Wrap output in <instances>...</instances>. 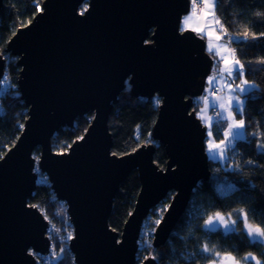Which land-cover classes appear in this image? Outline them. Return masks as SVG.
<instances>
[{
	"label": "water",
	"instance_id": "95a60500",
	"mask_svg": "<svg viewBox=\"0 0 264 264\" xmlns=\"http://www.w3.org/2000/svg\"><path fill=\"white\" fill-rule=\"evenodd\" d=\"M85 1L86 10H81ZM191 4L43 0L33 19L9 39L0 55V85L7 55L16 56L28 117L0 157V264H38V255L50 251L49 221L28 202L38 171L67 205L75 264H136L145 218L173 191L152 244L159 247L168 240L194 188L210 176L207 127L193 102L204 94L216 60L201 35L181 28ZM127 83L134 96L160 98L152 137L165 147L164 167L155 162L153 143L123 155L112 152L109 117ZM89 113L93 118L84 134L68 150L54 151L55 132ZM37 146L38 160L33 154ZM136 169L141 188L119 233L109 224L114 198ZM152 257L140 264H160Z\"/></svg>",
	"mask_w": 264,
	"mask_h": 264
},
{
	"label": "trees",
	"instance_id": "16d2710c",
	"mask_svg": "<svg viewBox=\"0 0 264 264\" xmlns=\"http://www.w3.org/2000/svg\"><path fill=\"white\" fill-rule=\"evenodd\" d=\"M42 2L3 0L0 9V53L5 54L9 39L18 28L33 19ZM86 6L87 1L82 4L81 10ZM215 16L220 21L219 25H223V30L220 27L222 39L230 43L235 57L244 64L245 78L257 86L249 95L244 94L243 115L237 114L246 122L247 127L243 130L245 136L234 141L223 161L210 159V176L196 185L183 215L168 240L159 247L152 244L153 233L174 192H169L151 209L143 223L136 264L150 254L160 264H204L212 259L208 253L202 252L204 245L209 248L215 246L220 254L230 253L237 260H242L246 253H252L264 261V255H261L264 244L254 243L248 238L240 213L229 217L233 210L244 209L249 223L259 225L264 220V147H258L264 145V64L258 62L264 58V36L259 35L264 32V0H216ZM245 30L249 36L255 33L258 38L244 40ZM152 32L153 29L149 40ZM229 37H240V40L230 41ZM17 60L16 56L7 55L4 77L8 82L0 92V157L15 143L28 117V107L18 89L21 68ZM204 97L205 92L194 99L193 109L196 112L201 108ZM159 104L160 98L156 95L150 98L134 96L127 83L109 117L113 153L123 155L143 143H153L156 147L155 162L160 167L166 166L168 156L165 147L152 137ZM92 118L91 113L78 116L73 126L57 130L51 139L53 150H68L84 134ZM225 125L227 121L220 118L213 123V134L218 142L224 139ZM218 127L219 135L216 134ZM33 154L38 160L41 147L37 146ZM38 174L39 182L28 202L37 206L48 221L64 228V220L68 216L67 205L56 197L46 174L40 171ZM140 188L141 180L136 169L120 185L114 198L109 224L119 233L134 208ZM217 212L236 220L235 230L208 229L205 221ZM61 249L62 256L57 264H75L66 242ZM38 264L44 263L40 261Z\"/></svg>",
	"mask_w": 264,
	"mask_h": 264
},
{
	"label": "snow or ice",
	"instance_id": "6c2138e0",
	"mask_svg": "<svg viewBox=\"0 0 264 264\" xmlns=\"http://www.w3.org/2000/svg\"><path fill=\"white\" fill-rule=\"evenodd\" d=\"M194 9H195V0H194ZM207 9H211V13L206 11ZM215 9H216V0H211V3L208 2V0H204V8L201 9L200 11L203 13V17L207 18L209 15L213 17V21L215 24H219L220 21L215 17ZM86 10V9H85ZM81 15H83V11L81 12ZM195 13L190 14L188 17L185 18V24L188 26V22L193 19V16ZM261 15V14H258ZM196 19L199 20L201 17L199 15H196ZM210 27V25H202L201 27H196L193 28L194 31L198 32H203L204 35L209 36V52H216V55L219 56L222 60L223 63L228 66L220 69L221 76L223 73L226 71L228 76L230 77H240L241 78V83L236 86V89H231V86H229L231 91H236L239 90L240 93L249 95L253 90L256 89V85L254 83L250 84L249 81L246 79H243L245 75V67L244 64L241 63L239 59L232 60L229 58V56L223 55L224 52H230L231 55H235V50H230L226 45L221 46L219 44L213 45L211 43V37L213 36L212 31H205L206 28ZM221 29L223 30V25H220ZM225 35H227V32L225 31ZM260 36H264V32L259 34ZM222 37L221 36H215V39L219 41ZM257 35L255 33H252L251 36H249V33L247 30L244 32L243 39H257ZM232 39H236L237 41L240 40V37H229V40L231 41ZM2 55V53H0ZM259 63L264 64V58H261ZM214 75L209 77V85L212 86L213 83L216 81V75H215V69ZM4 79H7V77H4ZM205 102H207L208 97L203 98ZM220 107L222 109L227 108H235L237 111V114L243 115L244 112V107H243V101L239 99V97H230L228 100L227 106L221 104ZM204 109H201V113H198L197 115L201 118L204 119V116L202 113L204 112ZM219 116V113L217 114ZM247 127L245 120L240 119V120H235L233 118L232 122H230L227 126V130L223 133L225 139L221 140L220 143H212L209 142L208 144V152L212 154L213 159L216 158H226L224 157V151L223 149H227L229 147V140L235 141L237 139H242L245 136V132L243 131ZM217 135H219V127L217 128ZM209 137L213 135L211 130L208 132ZM234 146V145H233ZM258 147H264V145H258ZM239 212L240 215L242 216L243 220L245 221V229L247 231V236L248 238L253 241L254 243L258 242L261 244H264V220L261 221L259 225H254L251 223H248V214L247 211L244 209H237L233 210V213H229V217L233 215L234 213ZM217 222L220 224H223L225 231H233L235 230V225L237 223L236 220H232L231 224H229V221L226 220L220 212L215 213L214 216H210L206 221L205 225L206 226H213L216 225ZM203 253H208L210 257L213 260H219L221 264H240V262L233 257L230 253H226L225 255L221 256L220 252L216 251L215 246L212 248H209L207 245H204L202 248ZM261 255H264V250H262ZM147 259V257L145 258ZM152 259H155V257H152ZM244 261V264H249V261H254V264H264V261H261L260 259H257L252 253H246L242 258Z\"/></svg>",
	"mask_w": 264,
	"mask_h": 264
},
{
	"label": "rangeland",
	"instance_id": "374dc122",
	"mask_svg": "<svg viewBox=\"0 0 264 264\" xmlns=\"http://www.w3.org/2000/svg\"><path fill=\"white\" fill-rule=\"evenodd\" d=\"M191 2H192V4H191V10L188 13L184 14L183 17H182L181 28L183 30L184 29H191V30H193V28L201 27L202 25H205V24L210 25V27L206 28L205 31H212L214 33L213 36L211 37V43L213 45H216V44H219L221 46L226 45L228 47V49L232 50V48L230 46V43L228 41H226V40H224L222 38L219 41H217L215 39V36H221L222 37L223 32L220 29V25L214 23L213 17L211 15H209L207 18H204L203 17V13L201 11L198 12V10L196 9L198 7L200 8V3L198 2V0H195V9H194V6H193L194 5V0H191ZM208 2L211 3V0H208ZM203 3H204V0H203ZM206 11H208L209 13H211V9H207ZM193 13H195V15L193 16V19L190 20L188 22V26H186V24H185V18L188 17L190 14H193ZM196 15H199L201 17V19L197 20L196 19ZM195 32L198 33L199 35H201L205 39L207 51L209 52V50H208V48H209V39H210L209 36L204 35L203 32H198V31H195ZM209 53H211L213 55V57L215 58V60L217 62V65L214 68L215 69V75H216V81L213 83L212 86L209 85V77L214 75V71L207 78V84H206V89H205L206 90L205 97L206 96L208 97V100L207 101L211 102V99L213 98V101H215L216 103H218L217 106L221 109V111H222V108L220 107V97L218 96L219 94H222L223 93L226 96H232V95L237 96L244 103V94L240 93L239 90L231 91L230 88H229V86H231V89H236V86L241 83V78L240 77H230V76H228V74H227L226 71L221 76L220 69L221 68H224V67H228V66H226L223 63V60L219 56L216 55V52L215 51L209 52ZM223 55L229 56V58L232 59V60L237 59L235 57V55H231L230 52H224ZM243 79H246L245 78V75H244ZM249 83L252 84L253 82H250L249 81ZM212 92L215 93V94H217V95H215V96H213L211 98L210 97V94ZM156 96L159 98L158 95H156ZM206 108H207L206 112H203L202 113L203 116H204V119H201L199 116L198 117L202 120V122L204 123V125L207 127V142L206 143L208 145L209 142H212L213 143L214 141H216V139L214 137V134L211 137H209V135H208L209 130H211V132L213 133V122H212V119H211L210 116H211V113H215V119L217 120V118H218V115L217 114L219 112L217 110H215L216 108H212L211 109V113H210L211 106H210V104L207 106L205 100L203 99V104H202L201 108L197 111V114L198 113H201V109H204L205 110ZM232 113H233V115H234V117H235L236 120H240L241 119V118L238 117L237 111H236L235 108L232 109ZM219 118H220V115H219ZM227 124H228V121H227ZM225 126L227 127V125H225ZM216 142H218V141H216ZM222 216L226 220L229 221V224H231V221L232 220L228 216H225V215H222ZM244 227H245V221H244ZM207 228L208 229H222V230L225 231L223 224H220L219 222H217L216 225H213L211 227L207 226ZM142 232H143V229H142ZM142 232H141V234H142ZM223 255H225V254H221V256H223ZM238 261L240 262V264H244V261L243 260H238ZM204 264H221V262L219 260H213V259H211L210 261H208V262H206ZM249 264H254V261H249Z\"/></svg>",
	"mask_w": 264,
	"mask_h": 264
},
{
	"label": "built area",
	"instance_id": "2783aa9c",
	"mask_svg": "<svg viewBox=\"0 0 264 264\" xmlns=\"http://www.w3.org/2000/svg\"><path fill=\"white\" fill-rule=\"evenodd\" d=\"M198 2L200 3V8L198 7L196 9L198 10V12H200V10L203 9L204 7V3L203 0H198ZM7 82H8L7 79H4L3 76L0 85V92L5 88ZM73 233H74V227L69 215L64 220V228L60 227L56 223H52L49 221L47 235L49 236L51 242L50 251L46 255H42V254L38 255L37 257L38 263L42 261L44 264H56L57 260L62 254V249H61L62 244L66 242L69 246L70 240L73 237ZM31 252L33 251L31 250Z\"/></svg>",
	"mask_w": 264,
	"mask_h": 264
},
{
	"label": "crops",
	"instance_id": "0c3cea01",
	"mask_svg": "<svg viewBox=\"0 0 264 264\" xmlns=\"http://www.w3.org/2000/svg\"><path fill=\"white\" fill-rule=\"evenodd\" d=\"M205 95H206V90H205ZM212 95V96H211ZM215 95H217V94H215V93H211L210 94V97L212 98L213 96H215ZM219 97H220V105L221 104H223V105H225V106H227V104H228V100H229V98L230 97H237V96H234V95H232V96H226L225 94H219L218 95ZM206 104H207V106L210 104V106H211V108H210V113H211V109L212 108H216L215 110H217L218 112H219V115H220V119L221 120H226V121H228V124L230 123V122H232V120H233V118L235 119V117H234V115H233V113H232V109L234 108H225V109H222V111H221V109L217 106L218 105V103H216L215 101H213V98L211 99V102H209V101H207L206 102ZM243 106H244V103H243ZM206 110H207V108L205 109V111L204 112H206ZM203 115V114H202ZM211 119H212V122L214 123V121H215V113H211ZM236 120V119H235ZM228 124H227V126H228ZM226 130H227V127H226ZM225 130V131H226ZM225 139V138H224ZM213 143H216V144H218V143H220V142H216V141H214ZM234 143V141H232V140H229V147L232 145ZM209 144V143H208ZM228 147V148H229ZM227 148V149H228ZM207 149H208V145H207ZM227 149H223V146H222V150L224 151V157H226L227 156ZM208 151V150H207ZM208 154H209V156H210V158L211 159H213V157H212V154H210L209 152H208ZM225 158H216V159H213V160H220V161H223Z\"/></svg>",
	"mask_w": 264,
	"mask_h": 264
}]
</instances>
